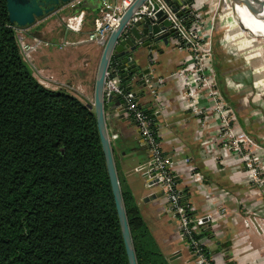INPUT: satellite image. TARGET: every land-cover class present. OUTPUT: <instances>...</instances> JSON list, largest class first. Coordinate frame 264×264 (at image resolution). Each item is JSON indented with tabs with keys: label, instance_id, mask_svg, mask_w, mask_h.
I'll use <instances>...</instances> for the list:
<instances>
[{
	"label": "trees",
	"instance_id": "obj_1",
	"mask_svg": "<svg viewBox=\"0 0 264 264\" xmlns=\"http://www.w3.org/2000/svg\"><path fill=\"white\" fill-rule=\"evenodd\" d=\"M17 29L0 0V264H129L95 112L38 81ZM120 186L138 264H172Z\"/></svg>",
	"mask_w": 264,
	"mask_h": 264
},
{
	"label": "crops",
	"instance_id": "obj_2",
	"mask_svg": "<svg viewBox=\"0 0 264 264\" xmlns=\"http://www.w3.org/2000/svg\"><path fill=\"white\" fill-rule=\"evenodd\" d=\"M101 11L102 8L86 10L87 15L92 16L87 20L92 21L85 20L81 32L71 30L75 41L87 38L94 29L95 16ZM151 45H157V48H141L135 62L162 79L158 83V98L152 97L145 85L136 80H131L130 85L141 107L154 111L157 100L161 103V113L155 120L164 149L170 152L176 144H182V156L192 160L191 164L180 163L178 167V187L186 197L189 212L194 217L208 219L215 207L221 205L228 209L229 216L218 221L217 227L222 229L217 234L210 227L204 230L203 240L211 260L224 264L228 259H233L236 264H264V219L253 220V215L264 218V184L254 183L237 157L230 153L224 156L219 144L208 138L217 132L214 119L200 127L198 118L189 110L183 84L177 75L189 54L178 48L177 34H170L166 41H152ZM102 51L101 44L90 41L74 42L62 49L53 46L40 50L35 54V63L45 76L52 75L55 80L50 85L40 81L41 84L52 90L64 89L90 104L94 101ZM220 89L235 107L244 128L257 137L264 134L258 117L242 95L227 91L222 84ZM122 99L120 95L114 97L111 108L116 113L107 118L109 137L118 135L110 140L120 185L132 192L165 257L172 264H196L189 243L180 237L178 219L168 209L163 191L157 185L147 187L145 176L136 170L139 165L147 167L152 156L129 113H119ZM191 169L202 176V182L192 181L193 174L188 172Z\"/></svg>",
	"mask_w": 264,
	"mask_h": 264
},
{
	"label": "built area",
	"instance_id": "obj_3",
	"mask_svg": "<svg viewBox=\"0 0 264 264\" xmlns=\"http://www.w3.org/2000/svg\"><path fill=\"white\" fill-rule=\"evenodd\" d=\"M80 1L73 0L70 2V9H75ZM102 1V12L100 15L95 16L94 29L87 35L86 39L77 41L66 39L53 42L36 35L25 39L17 32L18 44L23 58L31 67L33 75L39 78H37L39 82L42 81L44 84L50 85L55 80L52 75L45 76L43 70L37 67L34 59L37 52L53 46L62 49L74 44V42L90 41L101 44L103 40L108 38L112 30L118 25L121 16L135 0ZM198 3V0H192L181 7V10H188L194 18L193 24L189 27L167 0H146L132 15L124 32H128L131 25L144 17L157 20L156 13L160 10L163 11L165 18L171 23L166 30L170 28L175 30L178 48L186 50L189 54L188 59L177 71L178 78L183 84V95L189 110L198 118L197 121L200 127H204L214 119L217 132L208 138H212V142L219 144L224 156L230 153L232 156L237 157L245 165L254 183L264 184V146L244 128L235 107L226 99L219 87L217 70L213 65L211 37L205 39V37L200 36L203 20L198 13ZM86 14V10H82L69 15L67 19L68 27L73 32H81ZM144 80L148 92L157 99L158 83L162 82V79L156 77L150 70L144 76ZM113 95H120L124 99V108L137 125L148 152L152 156L151 163L147 167L139 165L136 170L145 176L147 187L159 185L163 191L168 209L178 219L180 237L189 243L196 264H224L214 262L207 256L203 237L197 239V236L203 233L207 227H210L217 234L222 229L217 227L218 221L229 216L228 209L219 205L214 208L208 219L189 215V204L178 187V167L180 163L191 164L192 160L189 156H182L184 152L182 144H176L170 152L164 149L155 120L156 116L161 113V103L157 100L153 116L146 114L136 101L134 92L125 91L121 77L113 76L111 71L108 70L104 85V96L105 99H109ZM117 137V134H113L110 139H116ZM188 172L193 174L192 181L202 182L201 175L196 174L192 169ZM234 217H237V215ZM259 219L264 218L253 215L254 221H259Z\"/></svg>",
	"mask_w": 264,
	"mask_h": 264
},
{
	"label": "water",
	"instance_id": "obj_4",
	"mask_svg": "<svg viewBox=\"0 0 264 264\" xmlns=\"http://www.w3.org/2000/svg\"><path fill=\"white\" fill-rule=\"evenodd\" d=\"M72 1L73 0H6V4L10 22L17 28H27L33 25L38 19L55 12L63 4ZM145 1L146 0H135L121 16L118 25L112 30L108 38L101 42L103 51L96 75L93 104L129 264H138V261L115 166L113 146L107 131V118L112 117V115L116 113V111L111 108V103L117 95L105 99L104 85L108 70L111 71L113 76H120L124 81L136 80L140 84L145 85L144 76L150 69H142V67L136 65L135 59L137 52L141 48L152 47L156 49L157 45H151L152 41H166V38L170 34H176L173 28L166 30L171 23L165 18L161 10L156 13L157 20L144 17L131 25L128 32H124L132 15ZM189 1L190 0H167V2L177 10L179 16L183 14V10H181L182 5ZM244 1L249 4H264V0ZM102 7V0H81L75 10L82 11L89 8L95 10ZM131 89L132 86L129 85L128 90L131 91ZM134 94L136 95L135 92ZM121 104L122 108L119 110V113L123 115L126 112L124 108V99L121 100ZM87 105L92 109L90 104ZM151 196L152 198L155 197V195ZM226 264L236 263L233 259H228Z\"/></svg>",
	"mask_w": 264,
	"mask_h": 264
},
{
	"label": "rangeland",
	"instance_id": "obj_5",
	"mask_svg": "<svg viewBox=\"0 0 264 264\" xmlns=\"http://www.w3.org/2000/svg\"><path fill=\"white\" fill-rule=\"evenodd\" d=\"M198 2V13L203 20L200 36L205 37V39L211 37L213 65L217 70L219 87H221L222 84L227 91L229 90L232 93L241 94L247 106L250 105L251 111L258 117L259 125H262L264 129V81L257 80L254 75V65H249L244 59V54L238 51V49L236 50V47H233L230 53H227L221 44L214 53L213 41L219 38V43L222 42V37L224 35L221 18L224 4L221 0H198ZM72 13L74 12L70 9L69 3L63 4L58 10L38 19L33 25L27 28H18L17 32L19 35L24 36L25 39H28L34 34H38L36 36L53 42H60L66 39L75 41L76 38L72 35L71 29L67 25L68 16ZM100 13L97 14V16L100 15ZM89 17L92 18V16L86 14L85 20ZM87 21L91 22L92 20L90 19ZM220 47H222L223 50H221ZM215 54H219V56ZM58 59L62 60V57H58ZM57 66L60 65L57 64ZM85 100L82 99L84 103ZM90 105L94 110L91 101ZM251 135L264 146V134H259L261 136L258 137L253 134Z\"/></svg>",
	"mask_w": 264,
	"mask_h": 264
},
{
	"label": "bare ground",
	"instance_id": "obj_6",
	"mask_svg": "<svg viewBox=\"0 0 264 264\" xmlns=\"http://www.w3.org/2000/svg\"><path fill=\"white\" fill-rule=\"evenodd\" d=\"M221 2L224 4L221 14L223 48L230 53L236 47L244 54L245 61L254 65L257 80L264 81V4H249L244 0Z\"/></svg>",
	"mask_w": 264,
	"mask_h": 264
}]
</instances>
